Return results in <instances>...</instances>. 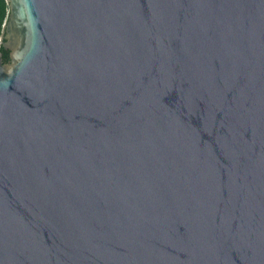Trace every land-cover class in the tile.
Instances as JSON below:
<instances>
[{
	"label": "water",
	"instance_id": "1",
	"mask_svg": "<svg viewBox=\"0 0 264 264\" xmlns=\"http://www.w3.org/2000/svg\"><path fill=\"white\" fill-rule=\"evenodd\" d=\"M6 2L0 264H264V0Z\"/></svg>",
	"mask_w": 264,
	"mask_h": 264
},
{
	"label": "trees",
	"instance_id": "2",
	"mask_svg": "<svg viewBox=\"0 0 264 264\" xmlns=\"http://www.w3.org/2000/svg\"><path fill=\"white\" fill-rule=\"evenodd\" d=\"M9 14V7L6 0H0V39L3 36V25L6 22ZM0 58H3L4 62L9 61V52L4 50L3 47L0 49Z\"/></svg>",
	"mask_w": 264,
	"mask_h": 264
},
{
	"label": "built area",
	"instance_id": "3",
	"mask_svg": "<svg viewBox=\"0 0 264 264\" xmlns=\"http://www.w3.org/2000/svg\"><path fill=\"white\" fill-rule=\"evenodd\" d=\"M1 40H2V39H0V48H1V46H2V42H1Z\"/></svg>",
	"mask_w": 264,
	"mask_h": 264
}]
</instances>
